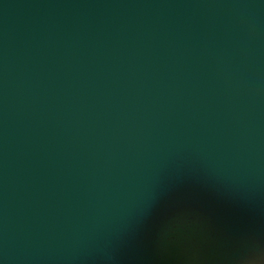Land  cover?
<instances>
[{"label":"water","instance_id":"95a60500","mask_svg":"<svg viewBox=\"0 0 264 264\" xmlns=\"http://www.w3.org/2000/svg\"><path fill=\"white\" fill-rule=\"evenodd\" d=\"M262 249L264 0H0V264Z\"/></svg>","mask_w":264,"mask_h":264},{"label":"clouds","instance_id":"9594fccd","mask_svg":"<svg viewBox=\"0 0 264 264\" xmlns=\"http://www.w3.org/2000/svg\"><path fill=\"white\" fill-rule=\"evenodd\" d=\"M239 264H264V249L248 254L240 260Z\"/></svg>","mask_w":264,"mask_h":264}]
</instances>
